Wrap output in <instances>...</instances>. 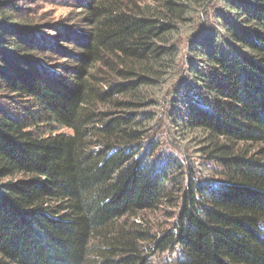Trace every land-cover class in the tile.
Returning a JSON list of instances; mask_svg holds the SVG:
<instances>
[{"label":"trees","instance_id":"1","mask_svg":"<svg viewBox=\"0 0 264 264\" xmlns=\"http://www.w3.org/2000/svg\"><path fill=\"white\" fill-rule=\"evenodd\" d=\"M16 1L0 0V264H152L146 243L167 264H264V0H99L58 74L35 56L62 37L24 25ZM181 36L169 120L206 136L217 180L141 145L143 88L176 75ZM108 56L130 65L105 88ZM166 205L163 233L129 223Z\"/></svg>","mask_w":264,"mask_h":264},{"label":"rangeland","instance_id":"2","mask_svg":"<svg viewBox=\"0 0 264 264\" xmlns=\"http://www.w3.org/2000/svg\"><path fill=\"white\" fill-rule=\"evenodd\" d=\"M99 0H17L15 3L19 6L18 11L10 12L24 25L36 29V32H41L43 35H52L54 39L60 38V49L51 52L45 59L42 56H35L40 59V64L47 66L55 74L64 73V68L68 65L75 64L74 60L65 58L63 50L70 51L80 45V41L86 39L90 34L93 24L90 13L92 8L97 5ZM122 7L142 5L149 3V0H115ZM215 4V2L213 3ZM212 9L208 7L200 8L197 11V23L204 26L212 21ZM210 12V15L206 13ZM206 27V26H205ZM65 37L72 39L66 40ZM186 36H181L184 40L183 44L179 46L182 51L179 59V66L176 75L169 76L168 72H163L158 79L151 85L152 87H145L143 89H150L147 102L139 105L138 111L147 113L150 120L144 121L145 124V138L141 141V145L153 146L155 156L164 158H176L182 163L186 173L191 169L196 173L198 179H220L217 175L221 168L208 156L210 150L209 141L206 136L200 132H182L169 120V113L172 111L171 104L175 101V96L171 94L172 86L180 76H186L184 67V57L186 54L187 44ZM80 39V40H79ZM109 62L106 68H101L99 75L102 85L105 88L112 83H119L126 81L127 65L118 61L113 56H108ZM187 73V72H186ZM157 80V81H156ZM117 98H120L119 96ZM26 102H24V105ZM101 111H119L123 110L114 104H106L98 107ZM57 132H70L68 129L58 126L55 128ZM259 146H252V152L257 151ZM249 149V148H248ZM21 178V177H17ZM160 208L157 211L143 212L135 219H131L129 223H134L136 228L151 231L152 233H163L172 227L176 217V210L174 207ZM153 245L145 244V255L149 257L152 264H167L174 256L170 252L157 253ZM151 249V250H150Z\"/></svg>","mask_w":264,"mask_h":264}]
</instances>
